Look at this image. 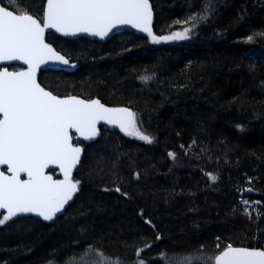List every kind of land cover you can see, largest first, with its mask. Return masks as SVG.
Instances as JSON below:
<instances>
[{"label": "trees", "instance_id": "16d2710c", "mask_svg": "<svg viewBox=\"0 0 264 264\" xmlns=\"http://www.w3.org/2000/svg\"><path fill=\"white\" fill-rule=\"evenodd\" d=\"M45 1L16 0L37 19ZM150 2L154 35L189 27L190 38L47 34L77 68L43 70L40 85L130 108L153 142L102 127L82 143L78 191L61 216L0 226V264H68L85 253L94 261L90 247L107 264L214 258L229 244L264 249V0Z\"/></svg>", "mask_w": 264, "mask_h": 264}, {"label": "snow or ice", "instance_id": "6c2138e0", "mask_svg": "<svg viewBox=\"0 0 264 264\" xmlns=\"http://www.w3.org/2000/svg\"><path fill=\"white\" fill-rule=\"evenodd\" d=\"M11 4L15 11L0 6V61H23L28 67L18 72L0 70V165H6L9 173L0 171V210H5L0 212V226L27 214L52 221L73 199L79 181H73L71 173L82 152L72 143L73 132L85 140L93 139L98 135L97 123L104 121L119 126L126 135L153 142L137 127L135 113L127 108H108L99 100L75 96L60 98L41 87L36 79L41 64L49 60L68 63L45 43L46 29L66 36L88 33L103 39L113 28L131 25L146 32L156 44L187 40L192 31L184 27L167 36L154 35L149 0H46L41 19L21 11L16 0ZM169 156L175 159L174 154ZM52 165L58 166L62 180L47 173ZM21 174L27 178L21 179ZM88 251L95 253V260L86 259L85 253L79 264H107L103 253L91 247ZM177 264H264V250L229 244L214 258L178 256Z\"/></svg>", "mask_w": 264, "mask_h": 264}, {"label": "water", "instance_id": "95a60500", "mask_svg": "<svg viewBox=\"0 0 264 264\" xmlns=\"http://www.w3.org/2000/svg\"><path fill=\"white\" fill-rule=\"evenodd\" d=\"M149 3H150L151 8H152L151 28H152V32H153L152 24H153V14H154V11H153V7H152V4H151L150 0H149ZM0 6H3V5L0 3ZM45 7H46V1H45V4H44V9H45ZM41 22H42V20H41ZM123 32H133V33H135V34H137L139 36L147 35L146 32H142L139 29L132 27L131 25H120V26H117L116 28H113L112 31H110L108 33V35L105 36L103 39H101L99 36L90 35L88 33H77L76 35H67L66 36V35H64V34H62L60 32H57L55 29H46V31H45V43L49 44L52 47V49L57 54H59L60 56H63L68 61V63L67 64H62V63H60L58 61H55V60H49L47 63L41 64L40 68L37 70V73H36L37 82L39 83L38 76H39L40 72L43 71V70H54V71L56 70V71H64V72H73L77 68V64L76 63L70 62L69 59L65 55H63L62 53H60L59 51H57L52 44H50L49 42H47L46 36H47L48 33H52V34H54L56 36L63 37V38H67V39L85 38V39H89V40H93V41H97V42H104V41L108 40L109 38H111L112 36H114L116 34L123 33ZM10 65H17V66H20L21 67V69L16 70V71H14V70L12 71V70H9L7 68V70L10 71V72L25 71V70H27V67H28L26 64L23 63V61H0V67H1L0 70H3L4 68H6V66H10ZM41 87L44 88L43 86H41ZM45 90L46 91H49L48 89H45ZM53 95H55V94H53ZM68 96H75V97H77L79 99H83V100H93V99H95V100H99L101 104H103L105 107H108V108H127L130 111H132L130 108L125 107V106H109V105H106V104L102 103L100 99H98L96 97H94L92 99H84V98L79 97V96H76V95L57 96V97L65 98V97H68ZM102 127H106V128L111 129V130L119 131V132L123 133L124 135H126L125 132L121 131V129L119 128V126L112 125V124H108V123H106L104 121H100V122L97 123V132H98V135H96L93 139L85 140L78 133L73 132V136L79 142L78 144H73V145L74 146H77V147H80L82 149L81 157H80V162H81V159L83 157V152H84L82 143H91V142H94L95 140H97L99 138V136L101 135V128ZM72 143H73V140H72ZM80 162L72 170V173H71V179L72 180H73V176H74L75 170L79 167ZM2 168H6V173L5 174H9V173H7V166L6 165H0V171L2 170ZM46 171H47L48 174L52 175L54 179H61L62 180L64 178L63 177V174L61 173V171L58 168V166L52 165ZM54 172H56V174ZM22 176H24V178H21V179H26L27 178L25 174H21V177ZM75 194L73 195V199L71 201H69V203L65 206L64 210L62 211V213H58L57 216L52 221H45L41 217H38V216H36L34 214H27V215H24V216H20V217L14 218L13 220L18 219V218L31 217V218H34V219H37V220L41 221L42 223H46V224L53 223L55 221V219L57 217L61 216L64 213V211L66 210V208L74 201ZM4 211L5 210H0V212H4ZM247 248H249V249L264 250V249H261L259 247H247Z\"/></svg>", "mask_w": 264, "mask_h": 264}, {"label": "flooded vegetation", "instance_id": "af4514ba", "mask_svg": "<svg viewBox=\"0 0 264 264\" xmlns=\"http://www.w3.org/2000/svg\"><path fill=\"white\" fill-rule=\"evenodd\" d=\"M1 68V67H0ZM6 68H8L9 70H14V71H16V70H19V69H21V67L20 66H17V65H10V66H6ZM68 95H72V94H68ZM57 96H67V95H57ZM90 99H92V98H90ZM102 129V128H101ZM79 142L75 139V137L73 136V144H78ZM1 171H3V172H5L6 173V168H2V170ZM53 172V171H52ZM55 174H56V172H54ZM21 178H24V176H22Z\"/></svg>", "mask_w": 264, "mask_h": 264}, {"label": "rangeland", "instance_id": "374dc122", "mask_svg": "<svg viewBox=\"0 0 264 264\" xmlns=\"http://www.w3.org/2000/svg\"><path fill=\"white\" fill-rule=\"evenodd\" d=\"M137 127H138V124H137ZM129 137H134V138H136L135 136H130V135H128ZM242 207H250V206H244V205H241ZM7 223V222H6ZM68 264H79V260H75V261H73V260H70L69 262H68Z\"/></svg>", "mask_w": 264, "mask_h": 264}, {"label": "bare ground", "instance_id": "6f19581e", "mask_svg": "<svg viewBox=\"0 0 264 264\" xmlns=\"http://www.w3.org/2000/svg\"><path fill=\"white\" fill-rule=\"evenodd\" d=\"M84 97V96H83ZM86 99V98H85Z\"/></svg>", "mask_w": 264, "mask_h": 264}, {"label": "built area", "instance_id": "2783aa9c", "mask_svg": "<svg viewBox=\"0 0 264 264\" xmlns=\"http://www.w3.org/2000/svg\"><path fill=\"white\" fill-rule=\"evenodd\" d=\"M239 199H241V198H239Z\"/></svg>", "mask_w": 264, "mask_h": 264}]
</instances>
